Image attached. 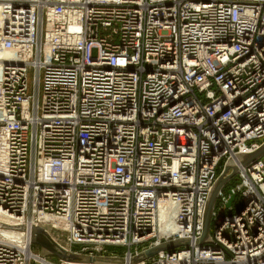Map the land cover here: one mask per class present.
<instances>
[{
	"label": "built area",
	"instance_id": "2783aa9c",
	"mask_svg": "<svg viewBox=\"0 0 264 264\" xmlns=\"http://www.w3.org/2000/svg\"><path fill=\"white\" fill-rule=\"evenodd\" d=\"M263 145L264 0H0V213L16 222L53 216L92 257L185 240L134 264H264L263 157L199 243L224 166ZM3 232L0 264H62Z\"/></svg>",
	"mask_w": 264,
	"mask_h": 264
},
{
	"label": "water",
	"instance_id": "95a60500",
	"mask_svg": "<svg viewBox=\"0 0 264 264\" xmlns=\"http://www.w3.org/2000/svg\"><path fill=\"white\" fill-rule=\"evenodd\" d=\"M264 156V145L254 153L250 154H242L239 155L238 162L246 167L254 162L258 161L260 158ZM238 174V166L235 161L230 160L224 166V169L220 176L218 177L208 199L205 216H204V223H203V236L199 241L200 244L210 243L211 241V223L213 219V215L215 212L217 199L219 192L224 188L230 178L236 176ZM234 196L230 199L228 206L234 201ZM32 241L34 244H38L42 248L41 254L43 256H54L58 257L61 260L65 261H76L82 263H92V264H123L124 261L122 259H113V258H92L88 256H82L77 254H72L64 250L62 247L57 245L52 241L49 235L43 230L37 227L33 228V236ZM188 245V242L185 240H177L168 242L156 248L146 251L145 253L141 254L140 256L133 259L132 263L140 262L141 260H145L155 256L160 251H167L171 250L175 247Z\"/></svg>",
	"mask_w": 264,
	"mask_h": 264
},
{
	"label": "bare ground",
	"instance_id": "6f19581e",
	"mask_svg": "<svg viewBox=\"0 0 264 264\" xmlns=\"http://www.w3.org/2000/svg\"><path fill=\"white\" fill-rule=\"evenodd\" d=\"M4 55L7 56V55H9V53L8 52H5ZM235 163H237L238 173H239L243 169V168L240 169V167L242 165L240 163H238V162H235ZM242 167H244V166H242ZM236 176H238V174ZM236 176L230 178V180L227 182V184L231 180H233ZM226 185L224 186L223 189H225ZM233 196L235 197V195H232V197ZM159 208H160V210H159L158 225L161 228V230H164V231L166 230L167 231V229H170V232L176 231L175 226L172 224L173 221H172L171 218H172V215H174V213H173V208L170 205V202L169 201H161L159 203ZM12 218L13 217H10L8 215H5L3 213H0V231L1 232L4 231L3 233H6V234H8L10 236H11V234L14 233L13 231H15V232H17V231H19V232L20 231H24V232H26V234L28 233V235H25L26 237L24 236V238H22V240H21L22 241V244H21L22 247H25L26 249H29V246H30L31 249L34 250V245L35 244L32 241L33 228L34 227H37L39 229H43L49 235V237L52 239V241L54 243H56L57 245H59L60 247H62L67 252L72 253V254H77V255L92 257V256H89V255H84V254L80 253V251L78 249H75L74 246H71L70 245L68 239H67V244L66 245L69 246V248L63 246L60 242H58L57 240L54 239V237L51 234V231H52V233L54 231L63 232L62 231L63 230V228H62L63 226L60 224V222L57 219L53 218V216H49V215L44 216V217L35 216L33 219H30L28 222H27V220L25 222H19V221L16 222ZM40 218L43 219V220L45 219V221H50L51 222V225H52V227L50 228L51 231L48 228L44 227L40 222L37 221V219L39 220ZM56 226L59 227V228H57ZM108 251H109V249H108ZM160 252H162V251H160ZM109 253H110V251H109ZM34 254H36L38 256L40 255L41 258L45 257L41 253L34 252ZM111 254H114L116 256H95V257H92V258L100 257V258L122 259L124 261L123 264H128V261H130V260H131L130 261V263H131L132 262V259H133V258L130 259L129 258V255L127 257H125V254H123V255H119V254H115V253H111ZM59 260H61V259H59ZM142 261H144V260H141L140 262H142ZM59 262H61L62 264H65L66 262H69L71 264H92V263H82V262L65 261V260H61ZM137 263H139V262H137Z\"/></svg>",
	"mask_w": 264,
	"mask_h": 264
},
{
	"label": "rangeland",
	"instance_id": "374dc122",
	"mask_svg": "<svg viewBox=\"0 0 264 264\" xmlns=\"http://www.w3.org/2000/svg\"><path fill=\"white\" fill-rule=\"evenodd\" d=\"M264 159V157H263ZM239 183V178L236 176L233 180H231L225 187V191H229L233 186L235 187L237 184ZM235 206H239V200L238 198L236 199V201L234 202ZM45 220V219H44ZM43 219H37L38 222H40L44 227L48 228L50 230V228L52 227L51 222L50 221H44ZM45 222V223H44ZM214 227V224H213ZM51 231V230H50ZM52 236L54 237L55 240H57L58 242H60L63 246L69 248V246H67V238L66 235L63 232L60 231H54L52 233ZM78 247H75V249H77ZM110 253H115V254H119V255H123L124 253V248L121 247H115V246H111L108 248ZM34 252L36 253H41L42 252V248L40 245L35 244L34 245ZM50 259H52L55 262H59V258L58 257H54V256H50Z\"/></svg>",
	"mask_w": 264,
	"mask_h": 264
}]
</instances>
